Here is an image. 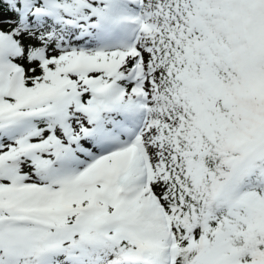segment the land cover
<instances>
[{"label":"snow or ice","instance_id":"6c2138e0","mask_svg":"<svg viewBox=\"0 0 264 264\" xmlns=\"http://www.w3.org/2000/svg\"><path fill=\"white\" fill-rule=\"evenodd\" d=\"M0 264H264V0H0Z\"/></svg>","mask_w":264,"mask_h":264}]
</instances>
